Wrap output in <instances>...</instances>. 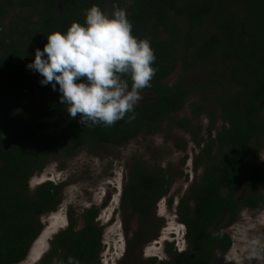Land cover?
Masks as SVG:
<instances>
[{
    "label": "trees",
    "instance_id": "16d2710c",
    "mask_svg": "<svg viewBox=\"0 0 264 264\" xmlns=\"http://www.w3.org/2000/svg\"><path fill=\"white\" fill-rule=\"evenodd\" d=\"M93 5L109 15L125 10L133 35L150 41L158 69L152 86L142 91L152 98L136 106V118L107 128L84 127L79 114L70 118L59 93L41 86L42 77L26 68L50 33L83 24ZM0 20L8 22L0 27V264L25 261L44 230L41 217L59 209L64 184L46 181L30 188L53 158L73 157L84 148L122 147L141 134L161 133L167 121L170 128H186L190 119L173 115L198 91L203 102L191 105L192 114H208L211 123L207 139L197 143L202 148L195 170L203 168L202 175L178 205L187 246L178 251L166 243L169 259L161 264H233L225 260L233 246L225 230L244 209L264 210V169L258 162L264 144V0H1ZM178 69L182 75L168 84ZM191 72L203 73L202 85L191 84ZM178 147L184 149V141ZM181 174L133 160L121 209L148 220ZM99 215L98 208L85 210L78 227L70 212L68 226L36 264H67L69 257L100 264ZM157 237L158 230L149 239ZM137 240L128 241L127 255ZM157 263L153 258L143 264ZM118 264H128L127 258Z\"/></svg>",
    "mask_w": 264,
    "mask_h": 264
},
{
    "label": "rangeland",
    "instance_id": "374dc122",
    "mask_svg": "<svg viewBox=\"0 0 264 264\" xmlns=\"http://www.w3.org/2000/svg\"><path fill=\"white\" fill-rule=\"evenodd\" d=\"M1 1V0H0ZM8 22L0 20V27ZM182 75V70L168 80L174 84ZM191 84L202 85L203 73L188 74ZM204 94L196 92L184 109L173 115L174 120L190 119L186 128H170L172 122L164 123L161 133L150 136L141 134L127 145L116 147L108 145L96 150L84 148L73 157L60 155L53 158L42 173L36 174L30 181L31 190L52 181L64 184L62 203L56 212L41 217L44 230L32 245L31 251L20 264H36L50 251L51 240L55 233L69 224L70 212L82 226V214L90 208H98L97 221L104 227V250L100 264H118L127 258L128 264H143L157 258L158 263L169 259L166 243L182 251L186 248L185 226L178 217V205L181 199L189 196L191 185L200 179L203 168L195 170V160L200 156L201 148L197 143L207 139L211 118L203 114L194 118L191 105L201 104ZM142 103L150 98V93H142ZM43 104L40 103L39 107ZM220 118V113L218 114ZM223 126L218 119L216 129ZM185 148H179L183 143ZM204 144H202L203 146ZM139 159L152 167H173L181 172L173 180L171 190L159 201L153 215L148 219L132 217L121 209V197L128 180L129 168L133 160ZM258 162L264 169V144ZM264 193V183L261 187ZM158 230L156 239H149ZM233 240V246L225 257L233 264H264V210L261 212L244 209L238 221L225 230ZM137 236L135 247L127 255L128 241ZM40 253L36 256V252ZM35 257V258H34Z\"/></svg>",
    "mask_w": 264,
    "mask_h": 264
},
{
    "label": "clouds",
    "instance_id": "9594fccd",
    "mask_svg": "<svg viewBox=\"0 0 264 264\" xmlns=\"http://www.w3.org/2000/svg\"><path fill=\"white\" fill-rule=\"evenodd\" d=\"M155 61L150 41L133 35L125 10L109 15L93 5L85 10L83 24L50 33L26 68L42 77L41 86L59 93L70 118L79 114L84 127L107 128L136 118L142 91L152 86L158 71ZM67 264L79 262L69 257Z\"/></svg>",
    "mask_w": 264,
    "mask_h": 264
},
{
    "label": "bare ground",
    "instance_id": "6f19581e",
    "mask_svg": "<svg viewBox=\"0 0 264 264\" xmlns=\"http://www.w3.org/2000/svg\"><path fill=\"white\" fill-rule=\"evenodd\" d=\"M39 253H40V252H39V251H37V252H36V256H35V257H37ZM35 257H34V258H35Z\"/></svg>",
    "mask_w": 264,
    "mask_h": 264
},
{
    "label": "water",
    "instance_id": "95a60500",
    "mask_svg": "<svg viewBox=\"0 0 264 264\" xmlns=\"http://www.w3.org/2000/svg\"><path fill=\"white\" fill-rule=\"evenodd\" d=\"M57 233H58V232H57ZM57 233H55V235H56Z\"/></svg>",
    "mask_w": 264,
    "mask_h": 264
}]
</instances>
